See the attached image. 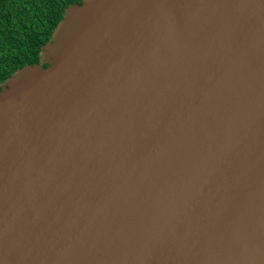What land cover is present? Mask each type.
I'll return each mask as SVG.
<instances>
[{
	"label": "water",
	"instance_id": "1",
	"mask_svg": "<svg viewBox=\"0 0 264 264\" xmlns=\"http://www.w3.org/2000/svg\"><path fill=\"white\" fill-rule=\"evenodd\" d=\"M0 264H264V0H80L0 85Z\"/></svg>",
	"mask_w": 264,
	"mask_h": 264
},
{
	"label": "trees",
	"instance_id": "2",
	"mask_svg": "<svg viewBox=\"0 0 264 264\" xmlns=\"http://www.w3.org/2000/svg\"><path fill=\"white\" fill-rule=\"evenodd\" d=\"M80 0H0V85L15 71L39 62V54Z\"/></svg>",
	"mask_w": 264,
	"mask_h": 264
}]
</instances>
